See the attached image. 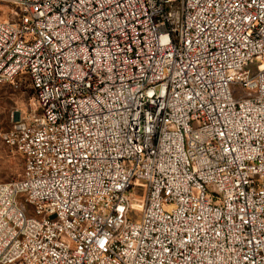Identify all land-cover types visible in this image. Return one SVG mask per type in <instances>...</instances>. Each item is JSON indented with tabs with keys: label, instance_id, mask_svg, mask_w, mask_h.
Returning <instances> with one entry per match:
<instances>
[{
	"label": "built area",
	"instance_id": "built-area-1",
	"mask_svg": "<svg viewBox=\"0 0 264 264\" xmlns=\"http://www.w3.org/2000/svg\"><path fill=\"white\" fill-rule=\"evenodd\" d=\"M0 2V264H264V0Z\"/></svg>",
	"mask_w": 264,
	"mask_h": 264
},
{
	"label": "rangeland",
	"instance_id": "rangeland-1",
	"mask_svg": "<svg viewBox=\"0 0 264 264\" xmlns=\"http://www.w3.org/2000/svg\"><path fill=\"white\" fill-rule=\"evenodd\" d=\"M0 7L6 8L2 2ZM37 110L36 94L28 79L22 78L17 84L0 85V182L19 178L24 169L22 155L4 142L3 134L16 119Z\"/></svg>",
	"mask_w": 264,
	"mask_h": 264
}]
</instances>
